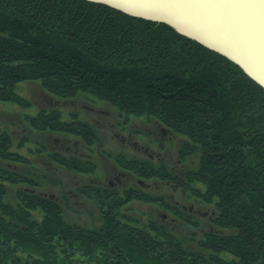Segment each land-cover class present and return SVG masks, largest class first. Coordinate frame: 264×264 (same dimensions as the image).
<instances>
[{
	"label": "trees",
	"instance_id": "1",
	"mask_svg": "<svg viewBox=\"0 0 264 264\" xmlns=\"http://www.w3.org/2000/svg\"><path fill=\"white\" fill-rule=\"evenodd\" d=\"M27 81L59 99L107 102L124 123L131 116L158 121L179 137L177 157L191 165L180 175L162 160L111 155L136 185L76 187L97 204L99 224L87 226L65 217V193L61 201L37 191L28 170L0 164V264H264V87L237 63L168 23L102 2L0 0V102L30 107L16 90ZM62 115L43 108L24 116L41 133L72 135L89 147L100 141L78 113ZM13 146L0 128V160L29 162ZM49 155L84 173L95 168ZM139 180L177 185L211 212L181 208ZM23 184L10 199L8 185ZM133 200L174 218L143 222L128 207Z\"/></svg>",
	"mask_w": 264,
	"mask_h": 264
},
{
	"label": "rangeland",
	"instance_id": "2",
	"mask_svg": "<svg viewBox=\"0 0 264 264\" xmlns=\"http://www.w3.org/2000/svg\"><path fill=\"white\" fill-rule=\"evenodd\" d=\"M16 90L31 103V106L24 108L17 103L0 102V128L10 132L14 144L13 149L29 162L19 165L12 162L5 164L0 160V164L16 171L28 170L39 182V185L30 188L56 197L61 201L65 193L68 199V205L64 210L65 217L71 222H80L87 226L92 223L99 224L97 204L84 194H78L76 187L97 183H106L118 188L136 185V177L132 173L122 170L115 163L111 156L115 153L121 152L128 157L150 159L154 162L162 160L169 166L175 165L180 175L187 164L191 165L190 160L183 164L177 157L176 149L179 137L175 134L171 135L169 130L156 120L131 116L128 122L124 123L117 110L107 102L94 100L93 97L86 95H79L74 100L59 99L45 91L37 81L20 83ZM43 108H60L62 117L67 120L71 119L73 113H78L82 120L95 128L100 141H96L89 147L84 140L72 135L39 132L30 126L24 115L36 114ZM20 141L22 145L19 146ZM161 141L164 148H161ZM39 147L44 148V151L38 150ZM49 153H56L58 156L66 158L76 156L82 160H89L95 164L94 171L84 173L67 168ZM150 153L153 154L152 157L149 155ZM116 175L120 177L117 178ZM143 182L142 186L145 189L154 193H162L169 201L176 203L181 208L192 209L191 211L202 217H207L211 212L210 207L195 205L193 198L183 197L185 193L177 185L167 183L160 187L153 182L146 183L144 180ZM23 186L26 184L8 185L10 199L13 198L14 190ZM128 207H130L131 213L143 222L153 216L162 217L167 222L174 218L165 208L155 203L133 200L129 202ZM203 212L207 213L202 215ZM36 216L40 215L37 213ZM208 225L207 221L203 222L204 227H208ZM179 227L184 229L182 225Z\"/></svg>",
	"mask_w": 264,
	"mask_h": 264
},
{
	"label": "water",
	"instance_id": "3",
	"mask_svg": "<svg viewBox=\"0 0 264 264\" xmlns=\"http://www.w3.org/2000/svg\"><path fill=\"white\" fill-rule=\"evenodd\" d=\"M91 1L108 4L130 15L168 23L178 32L224 54L264 87V0H245L244 14L234 15L231 20L234 32L225 40L227 44L220 37L204 34L197 27L182 23L162 11L140 9L119 0ZM232 8L236 9L232 5L231 12ZM206 213L203 212L202 215Z\"/></svg>",
	"mask_w": 264,
	"mask_h": 264
},
{
	"label": "bare ground",
	"instance_id": "4",
	"mask_svg": "<svg viewBox=\"0 0 264 264\" xmlns=\"http://www.w3.org/2000/svg\"><path fill=\"white\" fill-rule=\"evenodd\" d=\"M131 6L162 11L176 20L197 27L204 34L217 37L225 42L233 31L231 20L244 14L245 0H119ZM232 12L230 11L231 6ZM232 17H231V16ZM163 22V21H162ZM234 32V31H233ZM228 43L227 41L225 42Z\"/></svg>",
	"mask_w": 264,
	"mask_h": 264
},
{
	"label": "flooded vegetation",
	"instance_id": "5",
	"mask_svg": "<svg viewBox=\"0 0 264 264\" xmlns=\"http://www.w3.org/2000/svg\"><path fill=\"white\" fill-rule=\"evenodd\" d=\"M136 145V144H135ZM138 148H141L140 146H138ZM145 151L147 150V148L146 149H144ZM151 157L153 156V154H149ZM157 155L159 156V153H157ZM129 174V173H128ZM130 176H132V177H134L133 175H131V174H129ZM116 177L118 178V177H120V176H118V175H116ZM139 182L141 183V184H144V182L143 181H141V180H139ZM190 209H191V207H190ZM192 210V209H191Z\"/></svg>",
	"mask_w": 264,
	"mask_h": 264
}]
</instances>
